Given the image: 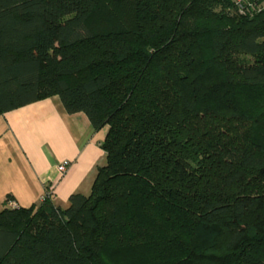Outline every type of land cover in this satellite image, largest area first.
Instances as JSON below:
<instances>
[{
    "label": "trees",
    "instance_id": "obj_1",
    "mask_svg": "<svg viewBox=\"0 0 264 264\" xmlns=\"http://www.w3.org/2000/svg\"><path fill=\"white\" fill-rule=\"evenodd\" d=\"M0 0V115L59 96L106 164L0 210V264H264V6Z\"/></svg>",
    "mask_w": 264,
    "mask_h": 264
},
{
    "label": "crops",
    "instance_id": "obj_2",
    "mask_svg": "<svg viewBox=\"0 0 264 264\" xmlns=\"http://www.w3.org/2000/svg\"><path fill=\"white\" fill-rule=\"evenodd\" d=\"M106 134L84 112L69 113L57 95L0 115V210L8 200L20 207L40 204L49 189L64 207L71 195H88L107 161Z\"/></svg>",
    "mask_w": 264,
    "mask_h": 264
},
{
    "label": "built area",
    "instance_id": "obj_3",
    "mask_svg": "<svg viewBox=\"0 0 264 264\" xmlns=\"http://www.w3.org/2000/svg\"><path fill=\"white\" fill-rule=\"evenodd\" d=\"M238 2H242V1H247V0H237ZM67 167H68V162H64L62 164L59 165V170L64 173L66 170H67ZM47 196H52V191L51 189L47 190L46 193L44 194L43 196V200L46 199ZM42 200V201H43ZM9 206L10 207H17V203L14 202L13 200H10L9 201Z\"/></svg>",
    "mask_w": 264,
    "mask_h": 264
},
{
    "label": "rangeland",
    "instance_id": "obj_4",
    "mask_svg": "<svg viewBox=\"0 0 264 264\" xmlns=\"http://www.w3.org/2000/svg\"><path fill=\"white\" fill-rule=\"evenodd\" d=\"M250 5L253 6V8L264 6V0H252Z\"/></svg>",
    "mask_w": 264,
    "mask_h": 264
}]
</instances>
